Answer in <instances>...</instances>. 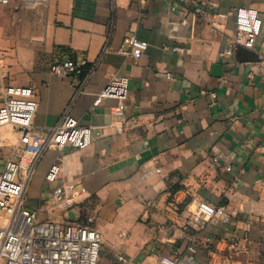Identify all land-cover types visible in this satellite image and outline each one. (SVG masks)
Listing matches in <instances>:
<instances>
[{
  "label": "crops",
  "instance_id": "1",
  "mask_svg": "<svg viewBox=\"0 0 264 264\" xmlns=\"http://www.w3.org/2000/svg\"><path fill=\"white\" fill-rule=\"evenodd\" d=\"M196 7L208 12L199 16ZM241 7L257 9L264 24V0L0 5V90H36L37 135L66 114L93 130L86 149L45 153L27 205L41 210V220L94 217L103 237L100 264H122L119 256L125 264H157L182 253L192 235L199 243L210 239L193 264H264V77H250L264 54V27L254 48L238 46L221 58ZM132 36L147 49L132 47ZM83 59L92 71L83 87L84 77L50 70L54 62ZM115 77L129 79L127 101L95 106ZM118 108L122 116L113 114ZM54 164L61 174L47 185ZM68 184L77 205L52 209L54 188ZM201 200L218 210L205 226L192 221ZM172 201L180 204L178 215H169Z\"/></svg>",
  "mask_w": 264,
  "mask_h": 264
},
{
  "label": "built area",
  "instance_id": "2",
  "mask_svg": "<svg viewBox=\"0 0 264 264\" xmlns=\"http://www.w3.org/2000/svg\"><path fill=\"white\" fill-rule=\"evenodd\" d=\"M11 0H0V5L9 4ZM30 3H44L48 0H24ZM145 4L148 0H139ZM186 4L188 0H169ZM195 13L204 16L203 8H195ZM236 33L229 40L221 58L228 60L238 46L254 48L263 32V20L255 8L241 7L236 10ZM130 45L145 51L147 45L135 36L130 38ZM107 48L105 49V52ZM88 61L66 60L54 62L50 70L61 78H83L84 86L91 72ZM250 77H264V54L254 63ZM80 87L79 93L82 91ZM116 99L121 105L129 98V79L115 77L98 95L95 106L105 99ZM121 107V106H120ZM38 108L36 90L32 87L6 86L0 90V126L11 125L18 133V143L11 152V157L1 165L0 149V264H100L103 237L94 227V217L84 222H61L56 218L41 220V210H31L27 205L26 192L36 167L45 153L50 149L73 147L86 149L93 142L91 127L81 126L77 119L66 114L46 136L35 133L34 118ZM114 115L122 116L118 108ZM14 158V159H13ZM61 167L54 164L46 175L47 185L59 179ZM75 185L56 186L53 190L52 209L62 207L65 212L76 205ZM170 214L180 213V204L172 201L168 205ZM49 211V210H47ZM218 214L216 207L208 201L201 200L194 212L192 221L205 226ZM228 223V217L222 219ZM190 244L174 258L163 257L157 264H193L200 247L210 243L196 241V235L190 237ZM119 263H127L124 256L117 257Z\"/></svg>",
  "mask_w": 264,
  "mask_h": 264
},
{
  "label": "rangeland",
  "instance_id": "3",
  "mask_svg": "<svg viewBox=\"0 0 264 264\" xmlns=\"http://www.w3.org/2000/svg\"><path fill=\"white\" fill-rule=\"evenodd\" d=\"M18 133L11 125L0 126V149H1V165L5 163L7 157L11 155V147H13L17 139Z\"/></svg>",
  "mask_w": 264,
  "mask_h": 264
}]
</instances>
